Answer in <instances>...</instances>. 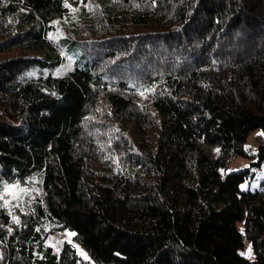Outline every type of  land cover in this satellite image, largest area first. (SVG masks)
<instances>
[{
  "label": "trees",
  "instance_id": "16d2710c",
  "mask_svg": "<svg viewBox=\"0 0 264 264\" xmlns=\"http://www.w3.org/2000/svg\"><path fill=\"white\" fill-rule=\"evenodd\" d=\"M88 2L0 0V264H264V0Z\"/></svg>",
  "mask_w": 264,
  "mask_h": 264
},
{
  "label": "rangeland",
  "instance_id": "374dc122",
  "mask_svg": "<svg viewBox=\"0 0 264 264\" xmlns=\"http://www.w3.org/2000/svg\"><path fill=\"white\" fill-rule=\"evenodd\" d=\"M89 0H66V4L69 8V16H75L78 15L80 12H82L86 8V4ZM89 3V2H88ZM66 19H68V15L66 16ZM67 68H69V65H66ZM65 73L64 69L60 67L56 71V75H63ZM263 139V134L260 129L255 130L252 132V134L249 136L247 140V146L250 147L254 153L251 157H243V156H237L234 157L228 168L225 170L226 172L231 171H238L242 169H246L248 167L252 166V162L256 160V151L258 145L261 143ZM255 170V177L258 180H246L244 183H242L241 187L244 190H247L249 188L256 189V188H263V181H264V165H262V168H254ZM222 170V172H225ZM39 188L38 186L33 183L30 186H22L18 184H10L5 191V201L7 204H16V205H27L28 202H31L32 200H35L34 197L38 196L39 194ZM242 226V224H240ZM67 238L70 240V242H74L75 246L77 248V251L80 255V263L81 264H97L90 256L89 252L80 244L74 241L72 237V233L66 234ZM241 254L243 253L244 256L253 258L254 254L252 252L251 246L246 245L244 248L240 250Z\"/></svg>",
  "mask_w": 264,
  "mask_h": 264
},
{
  "label": "snow or ice",
  "instance_id": "6c2138e0",
  "mask_svg": "<svg viewBox=\"0 0 264 264\" xmlns=\"http://www.w3.org/2000/svg\"><path fill=\"white\" fill-rule=\"evenodd\" d=\"M68 5H66V7H67ZM141 95H143V93H141ZM14 220H15V222L16 223H19V221H18V219H16V218H14ZM9 231H11V229H9ZM243 231V230H242ZM74 235V234H73ZM242 255H243V253H242Z\"/></svg>",
  "mask_w": 264,
  "mask_h": 264
}]
</instances>
